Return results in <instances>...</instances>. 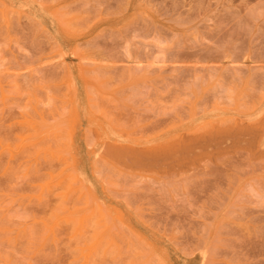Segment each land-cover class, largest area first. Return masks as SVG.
Masks as SVG:
<instances>
[{
	"label": "rangeland",
	"instance_id": "rangeland-1",
	"mask_svg": "<svg viewBox=\"0 0 264 264\" xmlns=\"http://www.w3.org/2000/svg\"><path fill=\"white\" fill-rule=\"evenodd\" d=\"M0 264H264V0H0Z\"/></svg>",
	"mask_w": 264,
	"mask_h": 264
}]
</instances>
